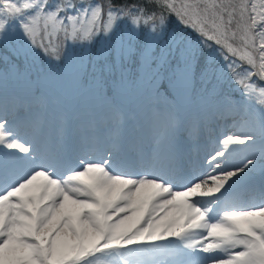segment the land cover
Instances as JSON below:
<instances>
[{
  "label": "snow or ice",
  "instance_id": "1",
  "mask_svg": "<svg viewBox=\"0 0 264 264\" xmlns=\"http://www.w3.org/2000/svg\"><path fill=\"white\" fill-rule=\"evenodd\" d=\"M69 46L81 49V72L91 65L90 90L102 101L72 128L71 152L64 117L31 87L49 78L38 57L59 61ZM0 47L23 62L0 55V264H144V254L264 264V202L237 211L228 201L264 168V0H0ZM225 105L250 123L218 141L207 161L218 175L204 173L211 184L191 176L175 190L162 168L125 162L128 151L143 159L148 141L154 155L163 147L173 157L181 129ZM10 107L25 116L10 122Z\"/></svg>",
  "mask_w": 264,
  "mask_h": 264
},
{
  "label": "trees",
  "instance_id": "2",
  "mask_svg": "<svg viewBox=\"0 0 264 264\" xmlns=\"http://www.w3.org/2000/svg\"><path fill=\"white\" fill-rule=\"evenodd\" d=\"M12 1H14V2H16V0H12ZM21 2H23V0H21ZM99 2L100 3H105L106 4V0H99ZM130 2H131V0H130ZM177 27V25L175 24V18L173 17V18H171V22H170V24H169V28L170 29H174V28H176ZM145 33H146V29H141L140 30V33H139V35L137 36V37H139V40L141 41V40H143V37H144V40H145ZM138 40V39H137ZM91 51V54H92V50H90ZM70 54H72L73 55V62H70L71 64H70V66H73V65H75V61H76V58L77 57H79V55L81 54V49L80 48H72L71 46H69V48H68V50H67V57L70 55ZM0 55H8V56H10V57H12V58H16V57H14V56H12L11 55V53L10 52H7L4 48H2V47H0ZM93 55V54H92ZM89 58H91V56L89 57ZM62 59L64 60V62H66V59L67 58H65V56H62ZM78 64V63H77ZM77 65H75V67H76ZM223 91L224 92H229V93H231V92H235V85H231V87H229L227 84L226 85H224L223 86ZM235 97H238L239 98V96L238 95H236ZM254 103H255V101H254Z\"/></svg>",
  "mask_w": 264,
  "mask_h": 264
},
{
  "label": "rangeland",
  "instance_id": "3",
  "mask_svg": "<svg viewBox=\"0 0 264 264\" xmlns=\"http://www.w3.org/2000/svg\"><path fill=\"white\" fill-rule=\"evenodd\" d=\"M227 111H228L227 114H230V112H234L232 107H229ZM14 115H16V112L14 113ZM233 116H234L233 118H229V120L225 122L226 126L229 127L228 134L237 135V134H241L242 132H246L248 130V126L250 122L248 121V119H244L243 114H241V110L236 111V114H234ZM231 129H233V131H235L236 133L233 134L232 132H229ZM165 243L167 244L168 241H165Z\"/></svg>",
  "mask_w": 264,
  "mask_h": 264
},
{
  "label": "bare ground",
  "instance_id": "4",
  "mask_svg": "<svg viewBox=\"0 0 264 264\" xmlns=\"http://www.w3.org/2000/svg\"><path fill=\"white\" fill-rule=\"evenodd\" d=\"M262 167H260V165L258 164L257 165V167H256V169L254 170V171H256V170H260ZM253 171V172H254ZM206 173H210V174H212V175H218V173L217 172H215V171H213V168H211V167H208V169H207V172ZM207 179H209V177L206 175L205 176ZM209 184H211V180L209 179Z\"/></svg>",
  "mask_w": 264,
  "mask_h": 264
}]
</instances>
